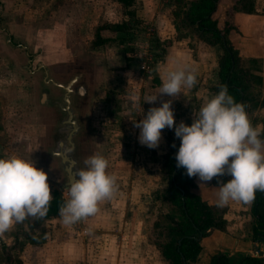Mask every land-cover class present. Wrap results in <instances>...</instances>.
<instances>
[{
  "label": "rangeland",
  "instance_id": "rangeland-1",
  "mask_svg": "<svg viewBox=\"0 0 264 264\" xmlns=\"http://www.w3.org/2000/svg\"><path fill=\"white\" fill-rule=\"evenodd\" d=\"M191 1L136 0L126 16L115 0H0V156L31 158L64 203L68 181L56 152L68 146L58 144L68 131L66 104L79 125L73 137L78 168L85 167L86 157L101 154L107 171L117 177L115 193L98 203L94 215L71 225L60 215L34 226L35 233L44 231L42 243L24 237L29 216L0 234V250L5 243L16 264H168L161 247L180 216L165 199L164 161L168 134L180 140L165 127L158 145L150 148L139 142L135 122L169 100L158 93L154 101H144L159 91L168 69L187 66L196 75L191 88H182L184 102L171 104L176 114L189 118L180 121L191 123L220 90L216 72L223 50L219 43L200 44L199 34L182 21ZM220 2L213 15L218 26L237 27L231 40L249 83L245 110L254 127H264V0H253L255 16L237 20L230 13L236 0ZM101 19L130 20L129 37L121 44V35H114L105 45L90 46ZM194 179L192 191L201 194L197 184L202 181ZM212 181L217 184V178ZM51 200L60 204L53 194ZM245 226L240 232L251 235V220ZM203 254L193 264L206 263L210 254Z\"/></svg>",
  "mask_w": 264,
  "mask_h": 264
},
{
  "label": "clouds",
  "instance_id": "clouds-1",
  "mask_svg": "<svg viewBox=\"0 0 264 264\" xmlns=\"http://www.w3.org/2000/svg\"><path fill=\"white\" fill-rule=\"evenodd\" d=\"M195 82V71L187 66L168 69L159 91L144 101H154L158 93L176 97ZM135 124L140 129L139 142L150 148L158 145L162 129H174L180 140L175 152L177 167L202 182L217 178V207L229 201L250 203L257 190L264 191V127L251 124L245 106L234 100L227 85L205 100L191 123L175 122L169 99L150 107ZM83 163L85 167L78 168L68 183L67 199L59 209L66 225L94 215L98 203L117 189V177L107 171L108 160L103 155L92 154ZM225 175L230 179L220 180ZM51 199L47 173L31 158L0 156V234L28 216L44 217Z\"/></svg>",
  "mask_w": 264,
  "mask_h": 264
},
{
  "label": "trees",
  "instance_id": "trees-1",
  "mask_svg": "<svg viewBox=\"0 0 264 264\" xmlns=\"http://www.w3.org/2000/svg\"><path fill=\"white\" fill-rule=\"evenodd\" d=\"M121 7L123 15L131 16L136 0H115ZM219 0H194L183 10L182 21L192 27L197 34H203L211 42L219 43L223 54L219 58L218 78L219 86L227 85L228 93L235 101L246 106L249 99L247 90L249 83L247 75L238 67V49L231 43L228 33L233 28L231 24L225 23L219 27L213 17ZM254 13L253 0H236L235 5L231 6L230 12ZM132 26L128 19L120 21H108L101 19L93 28V37L90 46L98 47L113 41L114 37L121 35L119 42L122 44L127 39ZM115 35V36H114ZM157 45V44H156ZM129 60H131L129 58ZM264 81V79H263ZM219 87V88H220ZM264 139V133H261ZM168 151L165 153V171L167 173L168 186L163 190L165 199L169 201L174 210L180 216V220L173 221L174 224L168 228L167 239L161 247V254L168 264H193L196 263L202 249L201 240L212 230H225L226 219L223 217L224 208L209 205L206 201L192 191L196 186L194 176H188L183 167H177L175 152L179 146V141L168 134ZM60 204L49 201L48 211L44 217H31L29 223L30 230L25 231L24 237L32 243H42L44 241V231L39 234L33 230L34 226L42 224L45 220L59 217V209L63 201L58 191L52 193ZM251 215V238L252 240L264 241V191L257 190L254 199L250 204ZM32 231V233H31ZM16 240L18 236L16 235ZM0 263L16 264L13 255L6 248L5 243L1 244ZM264 257L260 255L252 256L240 254L237 259L225 252H217L209 258L208 264H264ZM18 264L20 262L18 261Z\"/></svg>",
  "mask_w": 264,
  "mask_h": 264
},
{
  "label": "crops",
  "instance_id": "crops-1",
  "mask_svg": "<svg viewBox=\"0 0 264 264\" xmlns=\"http://www.w3.org/2000/svg\"><path fill=\"white\" fill-rule=\"evenodd\" d=\"M221 7V2L220 0L218 1L217 7L214 11V13L217 11V9ZM230 7H228L229 9ZM213 13V15H214ZM231 15L233 16L234 19H239L242 16H249V17H253L255 16V14L253 13H243V12H239V11H235V12H230ZM236 26L234 28H232L229 33H228V37L232 43V38H233V33L231 32L233 29L236 30ZM200 37V44H212V43H216V42H211L208 41L206 39V36L203 34L199 35ZM199 44V45H200ZM218 44V43H216ZM206 45V44H205ZM200 47V46H199ZM221 47V46H220ZM217 74V78H218V70L216 72ZM219 79V78H218ZM169 99L171 100V104L172 105H176L177 103H175V101L177 100H182L184 102L185 96L181 94H177L176 97H169ZM179 100V101H180ZM193 111H189L188 112V116L193 117L194 113H192ZM177 112L174 111V120L175 122H179L181 119L183 120L184 118L189 119L188 117H185L182 115V113L180 114H176ZM192 122V121H191ZM188 123H190V120H188ZM171 130H174L172 128H170ZM195 178V176H194ZM195 184L197 183L194 179ZM213 181H207V182H200L197 184L198 187L202 188L201 194H198L202 200L206 201V203H208L209 205H215V200H216V193L219 190V185H217L215 182L213 183ZM202 195V196H201ZM250 203H244V202H240V201H229V203L226 206H223L222 208H224L223 211V217L226 219V227L225 230H212L209 232L208 235H206L205 237L202 238L201 243H202V249L201 252L199 254V257H202L203 254V250L204 247H207L209 245L212 246V250H210L207 247V253L203 254V255H209L210 256L212 254H215L217 252H225L228 255H230L231 257L233 255H237L239 256L240 254H247L249 252H251V250L253 249V245H254V240H252L251 235L248 234L247 230H242L240 232L241 229L246 228L245 223L246 221H250L251 220V215L250 212H247V209L249 210V205ZM216 206V205H215ZM233 209H236L235 211ZM246 220V221H245ZM244 225V226H243ZM251 234V233H250ZM214 237H218V240L214 242V240L212 241L211 239H213ZM205 238H206V244L205 243ZM210 238V244H209V239ZM212 242V243H211ZM259 243H260V247H259ZM258 243V251H264V241L263 243L259 242ZM203 251V252H202ZM210 251H215V252H211ZM209 256V258H210ZM209 259L206 263L204 264H208Z\"/></svg>",
  "mask_w": 264,
  "mask_h": 264
},
{
  "label": "flooded vegetation",
  "instance_id": "flooded-vegetation-1",
  "mask_svg": "<svg viewBox=\"0 0 264 264\" xmlns=\"http://www.w3.org/2000/svg\"><path fill=\"white\" fill-rule=\"evenodd\" d=\"M68 99H69V96H68ZM62 108L66 112V118L63 121L65 122L66 125H68L67 126L68 131H67V134L65 136V140H64L63 144H62V142H59L58 144H59V146H62V145L65 146V143H67L68 146L64 150H60L59 152H56L57 153L56 155L60 158L61 162L63 163V170L66 173L67 181L69 183L70 181L68 179V174H67L65 167L69 166L70 162H73L72 166H71V170L74 173V178H75V173H76V169H78V166H77V160H76V158H74L75 155H74L73 151L75 150V141H74L73 137L76 134V132L78 131L79 125L76 122V120L73 118V114H72L69 106L67 109L66 104H65V106ZM73 120L77 124V128L75 130H73L74 125L71 123ZM71 132H72V136L69 139L68 136ZM63 158H65V161L62 160Z\"/></svg>",
  "mask_w": 264,
  "mask_h": 264
},
{
  "label": "water",
  "instance_id": "water-1",
  "mask_svg": "<svg viewBox=\"0 0 264 264\" xmlns=\"http://www.w3.org/2000/svg\"><path fill=\"white\" fill-rule=\"evenodd\" d=\"M69 103H70V100L67 99V106L69 105ZM67 109H68V108H67ZM71 123L74 125L73 130H75V129L77 128V124H76V122L73 120ZM71 136H72V132L69 134L68 138L70 139ZM62 160L65 161V158H63ZM72 163H73V162H70L69 166H66V167H65V169H66V171H67V174H68V179H69V181H71V180L74 178V173H73L72 170H71ZM258 243H259L258 240H255V241H254V245H253L254 247H253V249L251 250V252L247 253V255L256 256V254H257V252H258ZM184 264H186V263L184 262Z\"/></svg>",
  "mask_w": 264,
  "mask_h": 264
},
{
  "label": "built area",
  "instance_id": "built-area-1",
  "mask_svg": "<svg viewBox=\"0 0 264 264\" xmlns=\"http://www.w3.org/2000/svg\"><path fill=\"white\" fill-rule=\"evenodd\" d=\"M263 252H264V251H263ZM256 255L258 256V252H257ZM259 255L262 256V257H264V254H262V253H260Z\"/></svg>",
  "mask_w": 264,
  "mask_h": 264
}]
</instances>
